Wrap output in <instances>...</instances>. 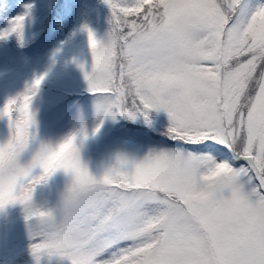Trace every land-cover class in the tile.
<instances>
[{
  "label": "rangeland",
  "instance_id": "374dc122",
  "mask_svg": "<svg viewBox=\"0 0 264 264\" xmlns=\"http://www.w3.org/2000/svg\"><path fill=\"white\" fill-rule=\"evenodd\" d=\"M179 3L171 25H153L133 45L149 61L184 66L187 76L154 74L132 81L146 87L153 97L165 92L179 95L174 106L181 116L169 113L159 102L155 115L163 120L204 119L209 123V118L215 117L220 130L218 89L201 72L214 69L221 61L204 49L218 45L225 14L210 0ZM140 6L137 1L135 7ZM132 7L127 2V9ZM69 8L58 17L53 33L37 40L31 49L19 54L0 43V69L4 68L0 71V190L4 188L0 191V248L32 242L30 233L41 223L58 224L54 245L77 243L82 255L77 264H125L118 259L111 263L123 252V240L159 228L158 242L135 264H264V194L258 196L243 170L228 166L224 160L215 158L208 164L198 152L173 147L156 146L146 154L128 148L112 133L115 117L125 114L117 93L113 97L110 92L94 90L80 101L62 102L63 94L33 81L29 89L34 92V111L28 130L23 120H12L3 109L11 83L21 75L28 81L53 55L61 39L75 31L76 3L71 2ZM28 11L24 3L8 5L0 16V27L13 28ZM23 26L38 28L31 19ZM238 27L236 20L229 24L222 44L224 56L230 53L228 44L240 39ZM107 52L106 39L92 44L82 67L61 82L96 86L104 81L108 66L103 56ZM222 73L223 88L227 89L224 100L230 102L235 100L241 77L235 70ZM192 95L202 104L194 103ZM125 109L138 118L134 109ZM102 113L104 118L96 126ZM248 118L252 134L264 137V80ZM59 140L67 145L56 161L54 180L31 191L12 183L31 166L43 164L46 154H57ZM115 167H123L116 177H125L126 183L113 182ZM157 188L175 190L181 202L160 195ZM32 203H47L51 212L31 216L16 213L14 206ZM35 257L31 256L30 264ZM50 258L43 257L47 262Z\"/></svg>",
  "mask_w": 264,
  "mask_h": 264
},
{
  "label": "trees",
  "instance_id": "16d2710c",
  "mask_svg": "<svg viewBox=\"0 0 264 264\" xmlns=\"http://www.w3.org/2000/svg\"><path fill=\"white\" fill-rule=\"evenodd\" d=\"M137 1L141 4L139 8L135 7ZM210 1L222 7L225 20L220 24L218 45H210L204 52L209 55L217 54L216 57L221 61H212L218 66L201 73L218 89L220 130L215 117H210L209 123L204 119L195 122L163 120L161 116L155 115L159 102L169 113L181 116L174 106L179 95L176 92H165L153 97L146 87L132 81L150 78L154 74L187 76L188 69L184 66L149 61V57L141 56L140 51L133 45L135 40L153 25H171L180 4L179 0H0V16L10 4L28 5V13L16 26L0 27V43L19 54L31 49L37 40L52 34L58 17L69 12L71 2L76 3L78 11L75 31L61 39L53 55L36 69L28 81H24L21 75L19 80L11 83L3 109L10 114L12 120H23V127L28 130L32 128L34 111L31 104L34 92L29 89L33 81L46 90L63 94L62 102L80 101L94 90L110 92L113 97L117 93L125 114L115 117L112 133L128 148L146 154L156 146H165L198 152L199 158L208 164L215 158L224 160L228 166L243 170L244 176L252 182L258 196L264 194V137L258 136L257 133L252 134L248 118V110L264 80V0ZM127 2L133 4L131 9H127ZM29 19L38 28L32 30L31 26L24 27L23 22ZM233 20L238 21L240 39L228 44L230 53L224 56L222 44ZM105 39L108 52L103 59L108 66V77L96 86L64 85L61 80L74 74L86 62L91 45L99 44ZM190 64L197 65L193 62ZM3 70L4 68L0 69L2 73ZM222 70H235L241 77L240 87H235V100L230 102L224 100L227 97V89L223 88ZM192 97L194 103L202 104L197 95ZM160 98L161 100H158ZM125 107L134 109L136 112H133L138 118L128 115ZM103 115L104 113L96 126L102 122ZM66 145V141L59 140L55 147L57 154H46L43 164L31 166L12 183L20 189L31 191L54 180L56 161ZM115 168L111 177L113 182L126 183L125 177H116L117 173L121 174L123 167ZM156 191L166 198L181 202V196L173 189L157 188ZM2 198L8 199L7 196ZM47 203L22 204L14 208L20 216H31L40 212H51ZM186 208L191 211L188 206ZM59 230L58 224H39L30 233L32 242L0 248V264H30L31 256L38 257H35L32 264H77L82 260L78 257L82 255L77 243L54 245L59 237ZM161 232V229L153 228L140 231L136 236L126 237L121 244L123 252L120 257H114L111 263L117 259L125 264L141 261L145 252L158 242ZM42 240H47L48 243L43 245ZM44 256L51 258L47 262L43 259Z\"/></svg>",
  "mask_w": 264,
  "mask_h": 264
}]
</instances>
